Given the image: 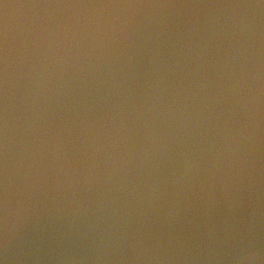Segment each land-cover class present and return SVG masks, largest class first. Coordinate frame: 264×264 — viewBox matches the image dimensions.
<instances>
[{
    "label": "water",
    "instance_id": "1",
    "mask_svg": "<svg viewBox=\"0 0 264 264\" xmlns=\"http://www.w3.org/2000/svg\"><path fill=\"white\" fill-rule=\"evenodd\" d=\"M0 264H264V0H0Z\"/></svg>",
    "mask_w": 264,
    "mask_h": 264
}]
</instances>
